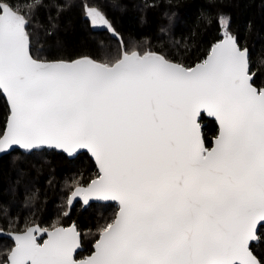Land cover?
Here are the masks:
<instances>
[{
	"label": "snow or ice",
	"instance_id": "snow-or-ice-1",
	"mask_svg": "<svg viewBox=\"0 0 264 264\" xmlns=\"http://www.w3.org/2000/svg\"><path fill=\"white\" fill-rule=\"evenodd\" d=\"M88 15L111 28L98 9ZM28 24L0 0V90L10 102L0 152L86 149L94 158L97 177L69 204L96 198L119 211L79 264H261L250 242L264 226V89L251 82L247 49L225 32L195 67L135 50L114 63L47 62L33 58ZM205 114L219 125L212 147ZM14 240L9 264H78L74 227L29 226Z\"/></svg>",
	"mask_w": 264,
	"mask_h": 264
},
{
	"label": "trees",
	"instance_id": "trees-1",
	"mask_svg": "<svg viewBox=\"0 0 264 264\" xmlns=\"http://www.w3.org/2000/svg\"><path fill=\"white\" fill-rule=\"evenodd\" d=\"M28 15L30 52L41 61L91 58L114 63L122 52L158 53L168 61L194 67L207 58L223 32L247 49L253 85L264 89V0H12ZM98 9L111 25L94 27L87 13ZM226 27H222L220 18ZM114 30V32H113ZM10 111L0 90V138ZM207 147L219 135L217 123L200 121ZM98 175L87 152L69 157L49 149L25 152L13 149L0 156V231L22 233L29 226L49 230L75 225L82 250L77 261L95 250L100 229L115 219L119 205L68 198L77 186H87ZM67 213V215H65ZM252 251L264 264V226ZM42 241V239L40 240ZM14 242L0 235V264L8 262Z\"/></svg>",
	"mask_w": 264,
	"mask_h": 264
},
{
	"label": "water",
	"instance_id": "water-1",
	"mask_svg": "<svg viewBox=\"0 0 264 264\" xmlns=\"http://www.w3.org/2000/svg\"><path fill=\"white\" fill-rule=\"evenodd\" d=\"M215 46V45H214ZM155 54H158V53H155ZM247 54H248V51H247ZM158 55H160V54H158ZM162 56V55H161ZM164 57V56H163ZM248 57H249V54H248ZM165 58V57H164ZM81 59H83V58H81ZM166 59V58H165ZM47 62H58V61H47ZM65 62H67V61H65ZM171 62V61H170ZM174 63V62H173ZM195 67V66H194ZM249 74H250V62H249ZM251 75V74H250ZM253 81V77H252V80H251V82ZM254 86V85H253ZM255 87V86H254ZM257 88V87H256ZM258 89V88H257ZM1 92H2V90H1ZM3 93V92H2ZM3 95H4V97H5V99H6V101H7V104H8V107H9V111H10V102H9V100H8V98H7V96H6V94H4L3 93ZM205 116L206 117H208L206 114H205ZM9 117H10V114H9ZM9 117H8V120H9ZM208 118H210V119H212V120H214L215 121V119L214 118H212V117H208ZM8 120H7V124H8ZM216 123H217V125H218V122L217 121H215ZM7 124H6V129H5V131L7 130ZM218 127H219V125H218ZM201 132H202V136H203V131H202V125H201ZM3 137V136H2ZM216 139V138H215ZM215 139H214V143H215ZM214 143H213V146H214ZM13 149H21L19 146H12L11 148H9V149H7V150H5L4 152H1L0 153V156L1 155H3V154H6V153H9L10 151H12ZM41 149H49V150H56V151H59V152H63V153H65L66 155H68L69 157H75V156H77L79 153H81V152H87L89 155H90V157L93 159V161L95 162V160H94V158L91 156V154L86 150V149H78L75 153H73V154H71V155H69L68 153H66V152H64L63 150H61V149H55V148H48V147H44V148H41ZM41 149H35V150H41ZM21 150H23V151H25V152H28V153H30V152H33V151H35V150H31V151H28V150H24V149H21ZM96 164V163H95ZM96 167H97V169H98V166L96 165ZM99 171V170H98ZM78 201H80L81 203H83L84 204V206H89V205H91V204H93V203H115V204H118V202H116V201H103V200H98V199H96V198H90L89 199V201H88V203L87 204H85L84 203V201H83V197H75V198H73V200H72V203L70 204V206H72V205H74L76 202H78ZM118 214V213H117ZM262 224H264V222H262ZM33 227H35V226H33ZM75 228L76 229V231L78 232V230H77V228H76V226L73 224V225H71V226H69V227H61V228ZM261 227V224H258V226H257V232H256V235H257V237H258V231H259V228ZM79 233V232H78ZM15 234H17V233H5V232H2V231H0V235H2V236H6V237H8L9 239H11L13 242H14V244H15V240H14V235ZM80 234V233H79ZM35 235L37 236V234L35 233ZM46 235V236H45ZM37 238H38V242H40V240L42 239V241H41V243H43L44 242V240H46L47 239V234L46 233H43L42 235H39V236H37ZM258 241H259V237L256 239V240H253V241H251L250 242V250L252 251V245L253 244H255V243H258ZM15 247V246H14ZM95 247V246H94ZM82 250V247H81V238H80V247L79 248H77L76 249V251L73 253V259L75 260V261H77L76 259H75V257H76V255L80 252ZM95 251V250H94ZM253 252V251H252ZM94 253V252H93ZM92 253V254H93ZM91 254V255H92ZM90 255V256H91ZM253 255L254 256H256L255 254H254V252H253ZM90 256H88V257H90ZM87 257V258H88ZM257 257V256H256ZM87 258H85V259H83V260H80V261H77L78 262V264H79V262H82V261H85V260H87ZM257 259H258V257H257ZM259 260V259H258ZM260 261V260H259ZM5 264H9V257H8V262H6Z\"/></svg>",
	"mask_w": 264,
	"mask_h": 264
},
{
	"label": "rangeland",
	"instance_id": "rangeland-1",
	"mask_svg": "<svg viewBox=\"0 0 264 264\" xmlns=\"http://www.w3.org/2000/svg\"><path fill=\"white\" fill-rule=\"evenodd\" d=\"M87 16H88V18L91 20V18L89 17V15H88V13H87ZM92 22V21H91ZM92 25L94 26V27H101V28H107V29H110L109 27H108V25H104V24H93L92 23ZM223 37L225 38V32H223ZM223 38V39H224ZM1 153V152H0ZM37 234V236H39V235H42L43 233H39V232H37L36 233ZM46 236V235H45ZM40 243H41V241H40Z\"/></svg>",
	"mask_w": 264,
	"mask_h": 264
}]
</instances>
